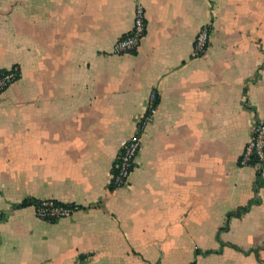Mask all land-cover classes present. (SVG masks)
<instances>
[{
	"label": "crops",
	"instance_id": "obj_1",
	"mask_svg": "<svg viewBox=\"0 0 264 264\" xmlns=\"http://www.w3.org/2000/svg\"><path fill=\"white\" fill-rule=\"evenodd\" d=\"M138 5L147 35L114 55ZM15 65L0 264H264V166L240 163L264 123V0H0V70ZM152 92L135 171L113 189ZM28 199L79 210L46 221Z\"/></svg>",
	"mask_w": 264,
	"mask_h": 264
},
{
	"label": "built area",
	"instance_id": "obj_2",
	"mask_svg": "<svg viewBox=\"0 0 264 264\" xmlns=\"http://www.w3.org/2000/svg\"><path fill=\"white\" fill-rule=\"evenodd\" d=\"M148 24L145 9L138 5L135 10L134 25L132 30L120 37L113 49L114 55H125L135 53L141 46L147 35ZM210 30L203 28L195 41V54L201 55L209 47ZM21 77L19 66H13L3 75H0V94L5 92L10 86L16 83ZM158 96L156 92L150 94L149 108L143 119L137 133L126 140L113 164L111 187L118 189L126 187L130 183L131 176L136 168L137 158L141 149V134L145 126L151 121L152 114L156 109ZM241 165L246 166L256 164L259 167L264 166V123H259L253 134L251 142L247 145L245 152L241 156ZM34 207L38 218L46 221H56L62 218L72 216L77 210L78 205L62 204L54 200H43Z\"/></svg>",
	"mask_w": 264,
	"mask_h": 264
},
{
	"label": "trees",
	"instance_id": "obj_3",
	"mask_svg": "<svg viewBox=\"0 0 264 264\" xmlns=\"http://www.w3.org/2000/svg\"><path fill=\"white\" fill-rule=\"evenodd\" d=\"M7 72V70H0V75H3ZM261 173H262V170L260 169L259 172H258V177L260 178L261 177ZM40 201H37V200H25V202L22 204V206L24 207H28V206H37L39 204Z\"/></svg>",
	"mask_w": 264,
	"mask_h": 264
},
{
	"label": "rangeland",
	"instance_id": "obj_4",
	"mask_svg": "<svg viewBox=\"0 0 264 264\" xmlns=\"http://www.w3.org/2000/svg\"><path fill=\"white\" fill-rule=\"evenodd\" d=\"M15 66H17V65H15ZM11 68H12V67H11ZM3 93H4V92H3ZM3 93H2V94H3ZM2 94H0V97H1Z\"/></svg>",
	"mask_w": 264,
	"mask_h": 264
}]
</instances>
